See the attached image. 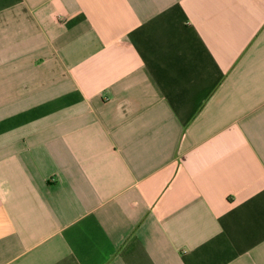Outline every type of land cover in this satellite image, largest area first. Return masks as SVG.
<instances>
[{"label": "crops", "instance_id": "crops-1", "mask_svg": "<svg viewBox=\"0 0 264 264\" xmlns=\"http://www.w3.org/2000/svg\"><path fill=\"white\" fill-rule=\"evenodd\" d=\"M0 264H264V0H0Z\"/></svg>", "mask_w": 264, "mask_h": 264}]
</instances>
